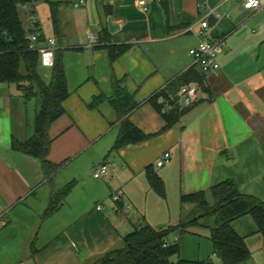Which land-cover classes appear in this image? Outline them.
Wrapping results in <instances>:
<instances>
[{
	"label": "crops",
	"instance_id": "0c3cea01",
	"mask_svg": "<svg viewBox=\"0 0 264 264\" xmlns=\"http://www.w3.org/2000/svg\"><path fill=\"white\" fill-rule=\"evenodd\" d=\"M76 1L44 0L36 6L43 36L55 40V59L69 92L63 116L49 129L48 159L62 163L51 180L44 178L39 160L11 148L12 140L32 136L39 99L32 107L14 86L0 84V264H96L123 248L124 237L143 221L154 229L173 226L165 223L177 211L171 205L167 211L151 190L149 167L178 198L179 217L180 196L225 180L264 203V63L255 58L264 31L254 41L245 37L260 27L264 9L244 10L243 0H144L148 11L143 13L140 0H84L74 8ZM201 2L205 8H199ZM20 8L26 20L27 11ZM209 10L221 15L208 21L214 35L225 39L217 57L220 69L205 76L197 101L163 130L165 122L147 100L189 69L199 72L188 55L198 41L185 30ZM22 27L28 36L27 24ZM103 29L111 44L130 45L112 63L105 49L96 48ZM39 68L48 82L50 69ZM115 81L137 104L127 119L148 137L118 150L112 147L119 121L109 102ZM178 93L168 92L171 98ZM95 98L100 100L91 107ZM163 153L170 160L157 168L154 162ZM74 161L77 168L66 171ZM102 165L110 176L94 180L93 171ZM69 183L62 206L43 218L50 194ZM118 190L123 198L114 204L110 196ZM176 234L166 242L174 243ZM245 242L249 252L257 244L264 253L261 235ZM245 264H253L252 255Z\"/></svg>",
	"mask_w": 264,
	"mask_h": 264
},
{
	"label": "trees",
	"instance_id": "16d2710c",
	"mask_svg": "<svg viewBox=\"0 0 264 264\" xmlns=\"http://www.w3.org/2000/svg\"><path fill=\"white\" fill-rule=\"evenodd\" d=\"M27 2L28 0H0V84L14 86L25 102L33 98L39 99L32 136L22 142L12 140L11 148L15 152L39 160L44 178L51 180L62 163L54 164L48 159L52 143L49 129L63 116V103L69 97V92L59 59H55L54 67L50 69L48 82L38 72V55L29 50L28 36L18 15V5ZM54 6V3L50 4L53 11ZM96 48L105 49L108 60L112 63L125 54L130 45L111 44L108 32L103 29L99 33ZM204 78L200 72L191 68L171 82L166 90L155 93L147 100L165 122L163 130L170 128L189 109L175 108L164 112L165 101L172 99L168 92H179L182 86L192 82L202 87ZM99 100L95 98L91 107ZM109 102L119 121V132L112 150H118L127 144L140 143L148 138L127 119L137 108V104L120 82L113 83V95ZM145 172L151 190L160 198H164L165 188L157 174L150 167ZM72 186L73 183H69L50 194L43 218L49 217L62 206ZM209 193L211 203L205 191L180 196L181 217L178 225L154 229L143 221L124 237L123 248L108 253L96 264H213L210 259H178L175 263L170 261L172 257L179 256L180 246L179 242L165 245L166 239L173 233L182 234L195 228L208 229L212 254L222 264H245L251 258L245 239L254 234H259L264 239V203L255 197L240 193L232 180L212 186ZM185 207H188V210ZM246 216L251 218L254 227L241 236L231 224ZM209 219H212V222L206 223Z\"/></svg>",
	"mask_w": 264,
	"mask_h": 264
},
{
	"label": "built area",
	"instance_id": "2783aa9c",
	"mask_svg": "<svg viewBox=\"0 0 264 264\" xmlns=\"http://www.w3.org/2000/svg\"><path fill=\"white\" fill-rule=\"evenodd\" d=\"M37 4L38 0H28L26 4H19L18 7H24L27 11L26 28L29 31V50L37 53L40 67L44 69H52L55 64L56 43L53 38L43 36L36 11ZM82 5H84V0H77L73 4V7L78 8ZM138 6L143 13L148 11L144 0L138 1ZM205 7V2H201V4H199V8ZM242 7L247 11L264 9V6L261 4V0H243ZM210 18L217 22L221 19V15L215 10H209L201 20H199L195 25H190L185 30V33H190L197 38V46L191 48L188 55L192 58L194 65L203 76L214 74L220 69L217 57L225 48V39L214 35V27H212L208 22ZM96 40L97 38L95 35H90V43H95ZM200 91L201 86L197 83H190L182 86L179 89V93L176 98L165 101L163 108L164 112L175 108L182 110L191 107L197 101ZM169 160L170 155L168 153H163L156 159L154 165L157 168H161L167 164ZM109 176V169L106 165L96 168L92 173V178L94 180L106 179ZM122 198L123 193L121 190L112 193L110 196V200L114 204L120 203ZM101 209L102 207L100 205L96 207V210L98 211ZM129 210L130 206L126 205L124 207V211L126 212ZM0 224H3L2 219H0ZM177 240L178 238L176 237L174 243H176ZM167 244L168 243L165 242V245Z\"/></svg>",
	"mask_w": 264,
	"mask_h": 264
},
{
	"label": "rangeland",
	"instance_id": "374dc122",
	"mask_svg": "<svg viewBox=\"0 0 264 264\" xmlns=\"http://www.w3.org/2000/svg\"><path fill=\"white\" fill-rule=\"evenodd\" d=\"M38 1L39 3H44V0H38ZM18 12H19L21 19L23 20L22 25L25 26L26 20H24L23 9L19 7ZM259 22H260V27H257L255 25L254 27H252L254 32L252 33L251 31L250 32L248 31V33L245 34V37L254 41V39L258 37L259 32L261 33L262 30L264 31V12L260 16ZM255 58L256 60L259 58V62L264 63V42L259 46V48H256ZM38 72L42 76L46 73V71L41 68H38ZM37 102H38V99L33 98L29 101V104L32 107H34L37 104ZM77 164L78 162L74 161L66 168L67 169L66 171H71L73 167H75L76 169ZM205 192H207V198L209 199V202L211 203L212 200H211L209 190ZM158 198H159L160 203L164 204V207L167 209V211L169 209L168 208L169 205H171L170 209L172 211L174 210L177 211L176 215H173L172 211H170L172 214L169 215L170 217H167L168 221L165 224L173 225V226L178 225V223L180 222V217H181V214H180V217L178 216V206H179V203L177 200L178 198L175 197V194L171 192L169 187H168V190H166V187H165V197L160 198L158 196ZM211 222H212V219H209L206 221V223H211ZM164 226H167V225H164ZM231 226L235 230V232H237V234L241 236H244L249 229L254 227L252 220L249 216L243 217L241 219H238L232 222ZM175 236L179 237L180 252H179V256H174L170 259L172 263H175L178 259L187 260V261H204V260L210 259L213 264H222V262L215 255L212 254L213 248L209 240L208 229L195 228V229H192L182 234H179L177 232ZM173 238L174 236L171 234L170 240L173 241ZM249 248H251L250 252L252 255V263L253 264H264V253H262L263 251L262 252L258 251L260 250V247L256 244L255 247H249Z\"/></svg>",
	"mask_w": 264,
	"mask_h": 264
}]
</instances>
